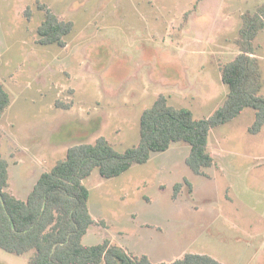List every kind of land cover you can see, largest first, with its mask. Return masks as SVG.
Segmentation results:
<instances>
[{"label": "rangeland", "instance_id": "1", "mask_svg": "<svg viewBox=\"0 0 264 264\" xmlns=\"http://www.w3.org/2000/svg\"><path fill=\"white\" fill-rule=\"evenodd\" d=\"M262 2L0 0V80L11 97L0 121L8 191L26 200L42 171L72 146L99 138L120 152L138 145L141 116L161 94L198 119L209 117L228 94L219 64L239 53L234 41L241 15ZM42 5L74 24L65 47L38 43ZM255 44L264 95V31ZM254 118L255 111L245 109L212 130L209 149L216 165L205 169L207 177L186 164L190 146L184 142L116 178H103L96 169L83 183L98 225L83 244L108 237L153 262L200 253L225 264H264V222L259 226L242 213L239 228L232 218L239 206L231 203V187L246 184L237 195L259 198L264 209V129L256 136L248 132ZM185 179L193 191L185 185L175 198V185ZM31 255L0 248V264H28Z\"/></svg>", "mask_w": 264, "mask_h": 264}, {"label": "trees", "instance_id": "2", "mask_svg": "<svg viewBox=\"0 0 264 264\" xmlns=\"http://www.w3.org/2000/svg\"><path fill=\"white\" fill-rule=\"evenodd\" d=\"M40 9L45 19L38 29V43L65 47L74 24L60 19L45 5ZM241 21L234 41L239 53L220 64L228 94L209 117L198 119L190 108L174 106L169 96L161 94L141 116L138 145L120 152L110 141L99 138L94 143L72 146L64 159L40 175L26 200L8 191L9 162L1 151L4 135L0 127V248L18 256L32 253L28 264H223L198 253H186L171 262H153L148 255L131 253L109 238L97 245H84V237L98 222L91 215L90 191L83 182L96 169L103 178L119 177L133 166L147 163L153 153L166 152L179 142L190 146L186 160L189 168L207 177L205 169L216 165L209 149L213 129L233 121L245 109H253L255 121L248 132L261 133L263 75L257 57L260 45L255 40L264 31V0L256 10L242 14ZM10 106V94L0 80V121ZM57 106L66 107L59 102ZM185 185L193 191L192 182L185 179L175 185V198Z\"/></svg>", "mask_w": 264, "mask_h": 264}, {"label": "crops", "instance_id": "3", "mask_svg": "<svg viewBox=\"0 0 264 264\" xmlns=\"http://www.w3.org/2000/svg\"><path fill=\"white\" fill-rule=\"evenodd\" d=\"M221 64V63H220ZM220 64H219V70H220ZM220 74H221V72H220ZM221 80H222V77H221ZM255 116H256V112H255ZM254 121H255V118H254ZM253 121V122H254ZM253 124V123H252ZM250 128V127H249ZM264 129V128H263ZM249 130V129H248ZM263 131V130H262ZM262 131H261V133H262ZM261 133H259V134H261ZM258 134V135H259ZM211 135H212V131H211ZM210 135V136H211ZM252 135V134H251ZM254 136H256V135H254ZM212 153V152H211ZM212 155H213V153H212ZM189 156V155H188ZM214 157V156H213ZM188 158V157H187ZM187 158H186V160H187ZM42 173H43V171H42ZM41 173V174H42ZM40 177V176H39ZM39 179V178H38ZM37 179V180H38ZM37 182V181H36ZM193 188H194V185H193ZM242 188H246V184H245V186L243 187V186H240V187H238L237 188V186H236V188L235 187H231V189H233V190H235V199L233 200V199H231V203L233 204V205H237V206H239V209H236L235 210V212H233L232 213V218H233V220H235L236 221V226L237 227H241V226H243L244 225V220L241 218V217H238L239 215H241L242 213H245V214H247L248 216H250V215H252V219L251 220H254V221H257L258 222V224H259V226L260 225H263V222H264V209L262 208V209H260V208H258L259 206H258V202H259V198H255V199H253V200H244V199H242V196L241 197H239L238 195H237V190H240L241 191V189ZM30 194V193H29ZM257 194H259V193H257ZM28 197V196H27ZM92 215V214H91ZM245 225H247V227L249 226L250 228H252V225H250V222H247L246 221V224ZM257 236H259V234L257 235L256 234V236L255 237H257ZM261 238H264V234L262 235V236H260ZM108 238V237H107ZM251 238H253L252 236H251ZM261 246H263V245H261ZM122 248H124V249H126L127 251H129V252H131L129 249H127L126 247H122ZM132 253V252H131ZM135 254V253H134ZM198 254H200V253H198ZM207 255V254H206ZM210 256V255H209ZM211 257H213V256H211ZM213 258H215V257H213ZM215 259H217V258H215ZM218 261H220L219 259H217ZM220 262H222V261H220ZM223 263V262H222ZM223 264H225V263H223Z\"/></svg>", "mask_w": 264, "mask_h": 264}]
</instances>
